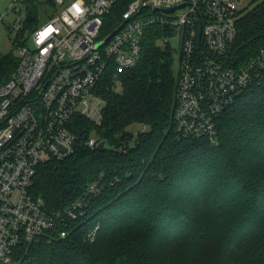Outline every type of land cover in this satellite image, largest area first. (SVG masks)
<instances>
[{
	"label": "trees",
	"instance_id": "obj_1",
	"mask_svg": "<svg viewBox=\"0 0 264 264\" xmlns=\"http://www.w3.org/2000/svg\"><path fill=\"white\" fill-rule=\"evenodd\" d=\"M130 1L119 0L115 14ZM255 3L239 11L235 66L264 46V0ZM34 21L29 13L27 26ZM171 34L150 27L141 59L118 75L121 90L113 70L99 83L100 122L77 115L74 152L38 166L31 192L48 213L66 214L68 236L22 242L12 264H264V68L216 119V142L184 136L175 49L158 44ZM17 61L0 53L1 81ZM94 134L104 149L86 145Z\"/></svg>",
	"mask_w": 264,
	"mask_h": 264
},
{
	"label": "built area",
	"instance_id": "obj_2",
	"mask_svg": "<svg viewBox=\"0 0 264 264\" xmlns=\"http://www.w3.org/2000/svg\"><path fill=\"white\" fill-rule=\"evenodd\" d=\"M239 2L131 0L118 16L119 0H52L56 13L31 30L30 44L18 48L15 70L0 80V264H12L22 242L45 232L68 236L66 214L48 213L43 198L31 192L37 168L74 152L73 119L91 118L93 102L102 114L99 83L110 70L119 81L120 73L137 65L150 27L172 32L158 44L170 43L177 55L179 132L216 142V119L264 68V46L243 64L228 63ZM19 21L17 31L26 23ZM172 37L179 38V47ZM100 141L94 134L86 145L97 148ZM82 206L78 201L74 208Z\"/></svg>",
	"mask_w": 264,
	"mask_h": 264
},
{
	"label": "rangeland",
	"instance_id": "obj_3",
	"mask_svg": "<svg viewBox=\"0 0 264 264\" xmlns=\"http://www.w3.org/2000/svg\"><path fill=\"white\" fill-rule=\"evenodd\" d=\"M259 1V0H258ZM257 0H240L237 5L239 10H244L248 7L254 6L258 2ZM36 11L33 13V6L31 0H0V53L3 55H11L17 57L18 48L21 44H30V32L31 28L27 26V18L29 13H32L37 18V23L34 21L35 26L42 25L46 23L52 15L56 13V8L49 3L36 2ZM24 20L26 23L24 24L25 33L21 34V31H17L15 27L20 24L19 20ZM24 35V36H23ZM26 39L25 41L23 39ZM23 41V42H22ZM179 38L172 37L171 42L173 46L179 47L178 45ZM176 54V52H175ZM176 58L174 66H176ZM115 85L118 86V90H121V85L118 80H115ZM98 102H93L91 104L92 116L91 120L95 122H100L102 115L100 114V109ZM105 102H101L102 108L104 107ZM133 130H137L139 126H131ZM239 250V249H238ZM236 251L234 256H239L241 251ZM235 261V257H232Z\"/></svg>",
	"mask_w": 264,
	"mask_h": 264
},
{
	"label": "water",
	"instance_id": "obj_4",
	"mask_svg": "<svg viewBox=\"0 0 264 264\" xmlns=\"http://www.w3.org/2000/svg\"><path fill=\"white\" fill-rule=\"evenodd\" d=\"M184 4H180V5H178V6H175V7H172V8H168V9H165V11H168V12H170V11H174L175 9H177L178 7H181V6H183ZM105 42V41H104ZM103 42V43H104ZM105 145H106V141L105 140H101L100 141V143L98 144V146H97V148L98 149H104L105 148Z\"/></svg>",
	"mask_w": 264,
	"mask_h": 264
}]
</instances>
